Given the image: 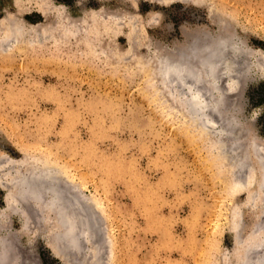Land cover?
<instances>
[{"label": "rangeland", "instance_id": "1", "mask_svg": "<svg viewBox=\"0 0 264 264\" xmlns=\"http://www.w3.org/2000/svg\"><path fill=\"white\" fill-rule=\"evenodd\" d=\"M100 9L106 18L91 15ZM225 38L223 47L239 46L236 91L225 77L218 85L237 117L230 136L250 163L243 186L226 157L236 150L223 156L213 141L228 137L224 123L208 110L216 129L197 124L155 75L159 56L192 58ZM260 153L264 0H0V183L14 197L7 173L22 175L30 159L68 172L77 229L86 214L91 230L83 237L79 228L75 251L63 252L71 264H240L264 246ZM6 193L0 264H65L46 245L52 218L30 202L22 218L24 201L11 209Z\"/></svg>", "mask_w": 264, "mask_h": 264}, {"label": "bare ground", "instance_id": "2", "mask_svg": "<svg viewBox=\"0 0 264 264\" xmlns=\"http://www.w3.org/2000/svg\"><path fill=\"white\" fill-rule=\"evenodd\" d=\"M150 1L158 2L160 4H168L174 1L188 2V0H150ZM47 7L48 6L45 7V5L44 7H40L39 11L43 15H46L48 13ZM91 15L95 17H103V18L107 17V15L106 16L104 15V10L102 9L93 12V14ZM21 26L22 25H20L17 22V27L16 26L14 27L17 30L14 29V31L20 32L22 28ZM6 28L10 29L13 28V26L9 25ZM227 41H228L227 38L220 39L219 42H216L214 49H210L212 47L210 45L206 48V50L201 49L202 51L200 50L199 51L200 53L197 51L195 57L192 56V58H188L184 60L183 59L170 60L169 54L168 55L163 54L159 56V59H157L156 66L157 64L158 66L155 75L158 76L161 89L166 93L168 100L175 102L177 104L176 106L180 107V109L186 115H189L192 118L194 117L195 121H197V124L204 125L206 129L209 128L213 129L214 126H212L211 124L216 122L215 120H217V122L219 123L222 124L224 123L223 124L225 125L224 131H226L227 133L226 135H228V137L224 138L223 136H221L222 133H219L218 135L215 136L213 141L217 142L216 143L217 148L219 149L220 153L223 154V156H226V153L230 148H233L231 149V151L233 152L236 150L234 155L226 156V157L230 160L231 162L230 165L234 170L232 174L233 176L232 181L235 184L237 181L236 185L239 184V186H243L244 182L241 181L244 180L243 176L245 175H242V170L247 169L250 166V163L248 160L246 161L245 157L247 158V156L243 152L242 148H241L242 151L239 149L237 150V148L240 147L239 146L240 144H238L237 141H234L233 138H231L230 136V134L234 130L231 129L232 126H229V124H232L233 126L236 125L235 123L236 116L234 117V115H232L227 109V104L225 100V93L227 91L224 93L223 91H221L222 89L221 90L219 89L220 85H218V82H220L218 80L221 79V77L223 78L225 77V83H227L226 88L228 87V89L226 90H230L231 92V90L235 88V84L237 83L236 78H234V75L237 74L236 72H240L237 71L235 68L236 66V63L234 61L235 54L233 53L238 49L239 46L236 45L234 47L229 43L226 46L227 48H225L223 47L224 45L223 42L226 43ZM242 63H243L242 66L246 65L244 67H248V65L245 62ZM176 82L179 84V86L180 85H186V87L188 86L189 90L191 91V95L187 96L186 98L183 97L184 95L182 96L181 91H179L177 84L173 85V83ZM237 85L239 84H236V86ZM188 87L186 88V90L188 89ZM236 89L237 87L234 89V91H236ZM208 110L209 112L211 111L214 114V116H216L215 120H213L212 117L208 115L210 114L207 113ZM221 131H223V129ZM214 132L213 130L211 131L212 134ZM30 160L28 161L26 160L27 164L23 162V165L25 166V170H24L25 172L22 175L15 177L12 176L13 173H7L9 178L8 184L11 186V188L14 191V193H12L14 197H11V192L9 188L0 183V189H3L6 192H8L5 195L4 202L8 207L11 208L13 207L11 205H14L13 201L14 200L17 201L18 198L21 196L22 199L21 198L19 199H21L22 201H24L23 203H25L23 204L24 209H22L24 211L23 212L19 211L20 216L22 218H26L27 217L26 214H28V212H31L32 210L31 206L39 207V208L41 207V213L43 215L47 214L53 220L52 222L49 223L50 238L46 239L47 247L51 250L52 254L60 261H62L65 264H71V262L64 257L65 256L64 253L66 249L68 248L71 249L70 246L72 247L73 243L76 242L75 232L80 228L79 231L83 237L90 236V233L88 232L90 230L88 227L90 226L86 227L88 225L86 222L88 221L87 219L86 221L84 220L86 214L85 215L84 213L82 214L84 215V218L78 216L83 218L82 220L80 218V221H83V223L80 222L79 224L81 225H78V229H77V221L79 220H77V217L75 216L76 214L73 212V209L75 207L73 208V206H71L70 204V200H71L70 193L72 192V182L70 179V175L66 170H62V171L61 169L57 170L55 175V169H53L54 167L52 168L53 166L52 162L50 161L42 162V163L40 162L44 166H39L40 163L37 159L36 160L30 159ZM259 161L261 162L262 165V176L260 182L258 183V188L260 190H264V161L262 159V156H259ZM1 162L7 163L6 161L3 160ZM20 166H22V163L20 164ZM49 170H52V172L54 170V172L50 173ZM7 171L10 172V167L9 170ZM235 173L238 174V177L239 175H242L241 178L243 179L241 178H240L241 180L238 179ZM55 176L57 177L56 181L54 180L56 178ZM75 187L78 189L77 186ZM15 191H17L19 195L16 196ZM73 194H75V192ZM78 196H77V200H78ZM81 199L80 201H82ZM29 202L31 203L29 204L31 206L28 205ZM26 220H28V217ZM233 220L235 222V227H236L234 231L235 233L234 237L235 239H239L238 238L239 234L237 232L239 231L238 230L239 226L242 224L240 213H236L235 218H233ZM87 228L89 230H87ZM92 231L94 232V230ZM72 249H74L75 251V248L72 247ZM252 251H253L252 248L251 249L249 248L245 251V254L243 255L244 256L243 261L240 264H264V246L262 245V249L258 253L254 252L255 255L252 254L253 253Z\"/></svg>", "mask_w": 264, "mask_h": 264}, {"label": "water", "instance_id": "3", "mask_svg": "<svg viewBox=\"0 0 264 264\" xmlns=\"http://www.w3.org/2000/svg\"><path fill=\"white\" fill-rule=\"evenodd\" d=\"M18 195H19V194H18ZM4 196H5V194L2 195V198H3ZM20 198H21V196H20ZM21 199H22V198H21Z\"/></svg>", "mask_w": 264, "mask_h": 264}]
</instances>
